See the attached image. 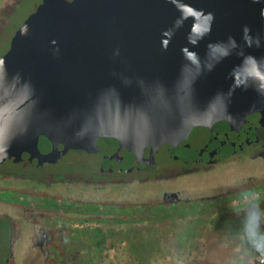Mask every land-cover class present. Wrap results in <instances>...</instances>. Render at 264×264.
Listing matches in <instances>:
<instances>
[{
    "label": "water",
    "instance_id": "1",
    "mask_svg": "<svg viewBox=\"0 0 264 264\" xmlns=\"http://www.w3.org/2000/svg\"><path fill=\"white\" fill-rule=\"evenodd\" d=\"M258 140L264 3L40 0L0 56V161L80 149L134 171Z\"/></svg>",
    "mask_w": 264,
    "mask_h": 264
},
{
    "label": "flooded vegetation",
    "instance_id": "2",
    "mask_svg": "<svg viewBox=\"0 0 264 264\" xmlns=\"http://www.w3.org/2000/svg\"><path fill=\"white\" fill-rule=\"evenodd\" d=\"M21 2L0 5V30ZM69 151L90 159L89 167L61 166ZM67 152L39 164L0 161V264H92L103 246L156 248L172 233L184 240L215 234L245 264H264L262 140L213 163L156 153L134 171L101 154ZM137 187L146 200L129 198Z\"/></svg>",
    "mask_w": 264,
    "mask_h": 264
},
{
    "label": "rangeland",
    "instance_id": "3",
    "mask_svg": "<svg viewBox=\"0 0 264 264\" xmlns=\"http://www.w3.org/2000/svg\"><path fill=\"white\" fill-rule=\"evenodd\" d=\"M17 7V12L11 22L0 30V56L7 50L10 38L21 22L32 13L40 0H21ZM11 3V0H0ZM163 156H160L162 159ZM75 167H89L90 159L81 157L74 151H69L64 155L60 165L65 166L69 162ZM196 180H201L197 177ZM208 186L196 188L198 191L207 190ZM147 190L144 188H131L129 198L132 200H142L147 197ZM138 226L139 222L130 223L128 226ZM125 226V225H124ZM116 227V226H115ZM173 234V233H172ZM170 234L164 242L156 247L147 263L140 262L131 256L126 245L103 246L102 252H98L97 259L92 264H245L244 257L240 255L238 248L231 246L220 240L215 234L205 233L198 239L185 240L175 238ZM182 238V237H181Z\"/></svg>",
    "mask_w": 264,
    "mask_h": 264
},
{
    "label": "trees",
    "instance_id": "4",
    "mask_svg": "<svg viewBox=\"0 0 264 264\" xmlns=\"http://www.w3.org/2000/svg\"><path fill=\"white\" fill-rule=\"evenodd\" d=\"M182 243H185V240H183ZM155 250H157V248H155L154 246H150L145 249H143V247H139L132 244L127 246L128 253L143 263H147V261H149L152 253L155 252Z\"/></svg>",
    "mask_w": 264,
    "mask_h": 264
},
{
    "label": "clouds",
    "instance_id": "5",
    "mask_svg": "<svg viewBox=\"0 0 264 264\" xmlns=\"http://www.w3.org/2000/svg\"><path fill=\"white\" fill-rule=\"evenodd\" d=\"M253 2H257V3H264V0H253ZM208 19L211 22L213 19V16L211 13H208ZM211 30V23L209 24V28L206 31H210ZM245 31H247V29H245ZM231 42V41H230ZM234 44V42H232Z\"/></svg>",
    "mask_w": 264,
    "mask_h": 264
}]
</instances>
